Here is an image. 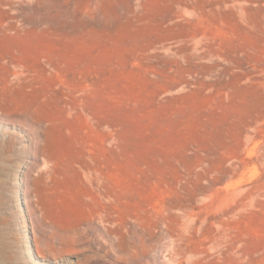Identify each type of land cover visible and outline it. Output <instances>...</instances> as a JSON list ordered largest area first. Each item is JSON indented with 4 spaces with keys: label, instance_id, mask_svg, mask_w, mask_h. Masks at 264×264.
<instances>
[{
    "label": "rangeland",
    "instance_id": "1",
    "mask_svg": "<svg viewBox=\"0 0 264 264\" xmlns=\"http://www.w3.org/2000/svg\"><path fill=\"white\" fill-rule=\"evenodd\" d=\"M0 264H264V0H0Z\"/></svg>",
    "mask_w": 264,
    "mask_h": 264
},
{
    "label": "bare ground",
    "instance_id": "2",
    "mask_svg": "<svg viewBox=\"0 0 264 264\" xmlns=\"http://www.w3.org/2000/svg\"><path fill=\"white\" fill-rule=\"evenodd\" d=\"M40 147V146H39Z\"/></svg>",
    "mask_w": 264,
    "mask_h": 264
}]
</instances>
